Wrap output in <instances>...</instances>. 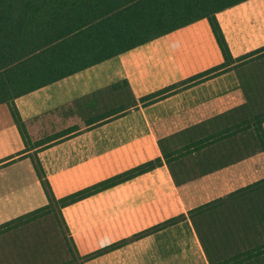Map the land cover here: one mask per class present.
Listing matches in <instances>:
<instances>
[{"label": "crops", "instance_id": "0c3cea01", "mask_svg": "<svg viewBox=\"0 0 264 264\" xmlns=\"http://www.w3.org/2000/svg\"><path fill=\"white\" fill-rule=\"evenodd\" d=\"M242 5L246 7V17L239 20L245 14L227 15L232 19V15L237 17L235 21H229L234 25L228 29L220 13ZM198 23L191 34L194 38L187 39L189 44L180 32L185 28L173 31L0 103V225L49 203L34 161L40 164L55 196L61 198L108 179L75 178L80 169L123 149L129 151L133 160L138 157V148L146 144L155 145L152 108L137 106L130 111H121L119 107L110 109L105 95L110 94V90L131 88L133 83L138 90L137 96L144 97L159 91L158 88L173 84L172 81L160 79L156 73L153 74L156 79H144L142 76V73L157 69L160 56L164 55L167 64H180L176 68L188 73L185 76L192 78L191 81L197 80L198 76L194 77L196 73L203 72V75L213 71L216 74L226 69L210 80L199 79L201 83L196 81L183 93L175 92L154 106L162 111L167 108L173 111L190 105L192 98L189 93L193 90L201 91L218 82L232 81L238 67L246 63L249 65L264 55V0H246L215 14L213 24L219 37L226 43L228 53L225 55L216 41L210 20H202L186 28ZM178 31L180 36L177 35ZM232 33H235L237 43L245 38L246 50L230 46ZM173 35L177 37L172 38ZM157 41H162L161 45L156 46ZM247 54L250 57L247 61L237 60ZM225 64L228 66L224 67ZM172 87L176 91L175 86ZM82 105L87 109L88 106L92 107L93 113L88 118L99 121L88 127L80 125L65 139L61 136L63 128L42 134L41 126H36V123L42 124L49 117L62 120L63 117H71V113ZM72 126L69 124L64 129ZM262 128L264 130V121ZM32 135L37 137L33 147L28 146L27 142ZM49 137H53L52 141L44 143ZM144 139L147 140L145 145L136 146L138 141ZM139 157L143 159L141 155ZM71 173L75 175L70 176ZM168 181L167 178H129L64 207L62 216L79 255L105 250L84 264H206L194 225L186 215L177 223L140 235L185 213L181 206L175 209L179 195L175 186L174 190L170 188ZM197 185H201L200 182ZM177 189L187 195L192 192ZM13 253L18 256L16 259L23 260L21 252L16 254L15 246Z\"/></svg>", "mask_w": 264, "mask_h": 264}, {"label": "trees", "instance_id": "16d2710c", "mask_svg": "<svg viewBox=\"0 0 264 264\" xmlns=\"http://www.w3.org/2000/svg\"><path fill=\"white\" fill-rule=\"evenodd\" d=\"M244 1L246 0H0V103L202 20H210L216 41L225 55L228 53L227 46L215 29L214 16L217 12ZM237 60L240 62L242 59ZM227 66L228 64L224 65ZM225 70L217 71V75L207 71L199 79H211ZM191 80L192 78L189 79ZM96 121L99 120L88 118L83 127ZM263 121L264 117L257 122L256 144H259L261 164L264 166ZM78 128L79 125H73L63 129L61 136L65 139ZM239 128V123L213 126L208 130L198 128L183 140L175 142L172 160H167V153L163 160L168 165L174 161L184 164L183 160L187 157H193L226 141H236L237 136L243 132ZM52 138H47L44 143L51 142ZM221 151L220 147L215 150L222 156L228 153ZM158 162L160 165L163 163L160 158ZM214 163L218 164L215 168L218 173L232 165H224V162L217 160ZM34 165L49 203L1 224L2 232L27 224L34 220L32 217L54 207L46 190L50 183L40 164L34 161ZM262 165L260 168H264ZM127 179L129 178H118V182L112 183L116 179L108 178L98 185L88 187L89 192L85 188L57 198L59 207L56 213L63 222V230L68 234L62 216L64 207ZM225 181L231 184L225 187L219 185ZM177 182L180 190L199 189V193L193 196L190 193L181 194L185 203H188L187 199L190 200V207L187 205L188 218L194 225L206 264H264V178H217L214 182L204 180V185H197L195 182L191 185L182 180ZM200 217L209 224L214 222L213 225H198L196 218L200 220ZM184 218L181 214L177 219H169L140 235L160 230ZM218 221L221 224L215 226ZM58 236L63 243L61 246L65 247L68 254L71 253V257L63 259L60 264H84L105 251L80 256L72 237L64 239L60 234ZM27 245L28 243L21 247V255L24 253L22 258H25L23 261L37 263L39 257L36 260L33 255L38 250L33 252L32 243ZM20 261L16 259L8 264H20Z\"/></svg>", "mask_w": 264, "mask_h": 264}, {"label": "rangeland", "instance_id": "374dc122", "mask_svg": "<svg viewBox=\"0 0 264 264\" xmlns=\"http://www.w3.org/2000/svg\"><path fill=\"white\" fill-rule=\"evenodd\" d=\"M245 10V5H242L226 10L220 13V16H223L221 19L225 21L228 29H232L234 24L231 25L229 21H235L237 17L232 15V17H234V19H232L230 16L227 17V15L245 14ZM245 17L246 14L238 19L242 20ZM199 24L200 23L180 30L181 35L186 41L187 39L194 38L191 34H193V29H196ZM177 35L180 36L179 31ZM234 35L235 33H232V44L230 46H238L242 48V51L246 50L245 38L237 43ZM174 36L176 35H173L172 38H174ZM162 41H157L156 46H159V44L161 45ZM149 53L150 51H148V54ZM240 58L243 61H247L250 57L247 54ZM251 61H249V63ZM172 65H175L174 68H172ZM180 66V64L176 65V63L167 64L164 55H162L160 56V63L157 69L151 70L148 73H142V76L144 79H146V77H153L156 79L153 76V74L156 73L158 74L157 77L160 79H165L167 82L172 81L174 82L173 84L171 83L169 86L158 88L157 90L159 91L145 95L144 97L137 96L138 90L133 83H131V88L122 87L117 91H115V89L110 90V94L105 95V102L108 101L110 109H118L119 107L121 111L122 109L130 111L137 106H150L152 108L150 112L155 116L152 123L155 126L154 132L152 131L155 145L153 147L151 145H145L144 142L147 141L146 139L138 141L136 146L142 144L145 146L137 149L138 157H135L133 160H131L132 157L129 156V151L127 152L124 149L117 152L115 151L106 159L96 161V163L80 169L79 172L77 171L78 176L76 175L77 177L75 178L116 179L112 183L118 182V178H167L170 188L173 189L175 186L178 193L177 195H179V197L176 198L175 204L177 206L175 209L177 210L178 206H181L185 211L183 215L187 217H189L188 206L190 207V200L187 199L188 203H185L184 198L180 196L181 193L177 189V180L179 182L180 180L187 181L188 183L190 182L191 185L193 184L192 182H200L201 185H204V180H211V182H214L217 178H264V171H258L264 170V168H260L262 165V155L259 144H256L258 143L256 131L257 122L264 117V55L262 54L258 60L251 62L249 65L246 63L238 67L234 72L232 81L223 83L218 82L217 85L208 86L205 87V89L202 88L201 91L193 90L190 92L189 95L192 98L189 103L190 105H187V103L185 104L187 106L180 107L179 110L173 111L168 108L162 111L159 107H154L161 99H167L175 92L183 93L184 90L196 84V81L201 83L199 81V76L203 72L196 73L194 77L198 76L197 80L189 81V79L186 78L188 73L186 74L185 71L180 72V70L176 68ZM188 72L192 71L189 70ZM213 73L215 72H211V74ZM166 76H168L167 79ZM120 84V86H122V83ZM172 86H175L174 89L176 91L172 89ZM220 89L224 90L218 92ZM206 90L208 91L206 92ZM92 113V107L88 106L87 109L85 105H82L80 107L78 106L76 112L71 113V117H63V120L59 117H49L42 124L36 123V126L37 128L38 125L41 126L40 130L43 131L42 134L52 133L66 128L69 124L84 125V122ZM234 123H239V129L243 131L241 135L237 136L236 141H226L224 144L202 151L193 157H187L183 160L184 164L181 161H174L168 165L165 160H163L164 154L166 153L168 155L167 160H172L175 142L180 139L183 140L189 134L196 132V129L202 128L203 130H208L213 126H227ZM35 138L37 137L33 135L32 138H27L28 146L33 147L36 142ZM25 144L27 145L26 142ZM217 147H220V150H222L221 153H228L225 156L217 154L218 152H215ZM139 155H141L143 161ZM150 157H152V159H147ZM158 158L162 159V165L158 162ZM215 160L224 162V165H232L218 173L215 172V168L218 165L214 163ZM147 162H152L153 164ZM254 167L256 169H254ZM136 173L138 174L136 175ZM71 175L73 176L75 174L71 173L70 176ZM68 179L69 178H66V180ZM98 184L99 183H96V185ZM230 184L231 182L229 181L219 183V185H224V187ZM90 188L86 190L89 192ZM46 190L53 200L52 205H54V207L32 217L34 220H31V222L27 224L18 225L15 228L7 229L5 232L0 231V264H8L11 260L18 258V256L13 253L14 246L16 254H18L21 251L20 247L26 243H28V245L31 243L33 244V252L38 250V252L33 255V258L38 260L39 257V261L37 263L33 262L32 264H60L63 259L66 260L71 257V253L68 254L65 247L61 246L63 243L59 240L60 237L58 236V234H60L64 239L69 236L66 231L63 230V222L56 213L59 207L56 199L59 197L55 196L54 190L50 185L46 186ZM188 192H191V196L195 193H199L195 190H189ZM178 217L179 216H176L175 218L177 219ZM196 220L198 225L200 224V226L202 225L203 227H208L214 223L209 224L206 221L204 222L202 217H200V220H198V218H196ZM219 223L220 221L215 223V226H218ZM20 256L23 257V254ZM23 260L20 264L29 263L28 260Z\"/></svg>", "mask_w": 264, "mask_h": 264}]
</instances>
